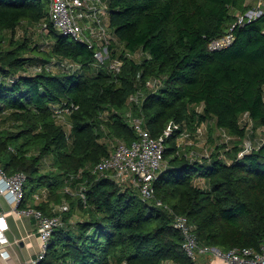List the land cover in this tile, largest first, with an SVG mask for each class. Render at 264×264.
Returning a JSON list of instances; mask_svg holds the SVG:
<instances>
[{
  "label": "trees",
  "instance_id": "16d2710c",
  "mask_svg": "<svg viewBox=\"0 0 264 264\" xmlns=\"http://www.w3.org/2000/svg\"><path fill=\"white\" fill-rule=\"evenodd\" d=\"M254 1L108 0L117 38L111 58L124 59L115 73L111 59L97 67L94 50L60 36L49 18V0H0V163L10 174L27 173L28 199L40 188L49 190L47 201L37 205L45 214H52L51 203L71 204L39 264H195L173 225L175 214L197 225L201 244L261 250L264 143L238 154L245 136L240 115L248 112L256 127H264V14L236 28L231 46L209 47ZM44 24L52 40L48 50L18 34L22 25ZM138 50L140 58L126 56ZM54 56L81 63V72L47 70ZM149 79L161 80L156 91L147 87ZM138 89L144 98L134 113L144 117L153 137L171 120L190 131L211 122L212 145L215 130L232 137L229 144L216 143L211 158L192 160L198 147H179L176 131L166 142V166L154 182V197L146 200L138 186H121L92 171L110 155L114 138H138L125 115ZM64 102L76 106L69 137L54 117L55 106ZM81 169L82 177L72 178ZM67 185H84L86 203L65 192ZM77 208L84 217L74 219Z\"/></svg>",
  "mask_w": 264,
  "mask_h": 264
},
{
  "label": "built area",
  "instance_id": "2783aa9c",
  "mask_svg": "<svg viewBox=\"0 0 264 264\" xmlns=\"http://www.w3.org/2000/svg\"><path fill=\"white\" fill-rule=\"evenodd\" d=\"M49 2V18L52 26L60 36L86 44L89 49L94 50L97 60L94 65L97 67L105 63L107 59H111L109 68L115 73L121 71L124 59L115 56L111 58V50H115L112 43L117 38L110 26L108 0H49ZM262 14H264V0H255L252 7L236 14L235 20L223 36L210 41V49L221 50L231 46L235 39V29L258 19ZM41 29H43V32L45 30L47 35L49 34L48 24H44ZM50 47L51 42L49 39L41 45L43 50H48ZM142 55L141 50L126 53V56L135 59L140 58ZM42 68L38 67L36 69L42 70ZM45 68L53 72L80 73L82 65L72 59L54 56L45 64ZM14 80V77L8 79L9 83H13ZM160 84L161 80L158 79L147 81V87L153 91H156ZM143 98V90L138 89L129 97L128 108L125 113L128 122L137 131L138 138L132 142H127L122 138H114L110 155L103 157L92 171L99 178L111 177L121 186L127 184L138 186L142 198L146 200L154 197V182L166 166V142L176 131H179L177 136L179 147L187 145L198 147V150L195 148L197 151L192 149L190 153L192 160H200L203 157L211 158L213 149L207 145L208 121L197 124L195 130L190 131L188 126H182L181 123L171 120L162 135L153 137L146 127L144 117L134 113L135 104H141ZM75 107L74 104L69 106L64 102L54 108L55 121L63 126L68 137L72 132L69 115ZM202 108L203 104L197 106L198 111ZM108 111L105 110L102 115L108 114ZM239 123L245 130V136L240 144L242 148L238 154V157H242L245 153L258 149L264 143V135H258L260 129L255 126V122L248 112L240 115ZM261 130H264V127H261ZM220 133V142L229 144L232 138L231 135L222 128ZM12 149L14 150V148ZM82 175L83 170L81 169L77 174H72V178L82 177ZM27 180L28 175L26 172L17 171L10 174L4 165L0 163V191L17 211L21 214L33 215L38 221L37 230L41 239L40 251L21 264H39L49 250L54 230L63 224L62 213L70 210L71 204L67 199H63L59 203H51L50 211L52 214H45L37 205L47 201L49 190L43 187L33 193L32 201H28ZM65 192L82 197L84 203H86L84 185H81L78 189H73L71 185H67ZM25 201H27V204L23 206ZM158 204L163 205L161 201ZM164 206L168 208L167 205ZM173 225L184 235L183 249L188 257L193 260H196L199 254L212 253L214 256L224 259L227 264H264V243L260 251L248 247H233L228 251H224L216 246L201 244L198 239L197 225L191 222L187 216L175 214ZM7 228V218L0 211V259H6L10 256L7 249L9 240L5 234Z\"/></svg>",
  "mask_w": 264,
  "mask_h": 264
},
{
  "label": "crops",
  "instance_id": "0c3cea01",
  "mask_svg": "<svg viewBox=\"0 0 264 264\" xmlns=\"http://www.w3.org/2000/svg\"><path fill=\"white\" fill-rule=\"evenodd\" d=\"M50 41L52 42V40ZM32 200L31 196L28 201ZM0 211L7 218L8 228L5 234L9 240L7 249L10 253L8 258L0 259V264H21L37 255L40 251L41 239L37 230L38 221L36 217L21 214L13 204L9 203L1 191ZM74 219H77L76 216H74ZM195 264H227V262L212 253H203L197 256Z\"/></svg>",
  "mask_w": 264,
  "mask_h": 264
},
{
  "label": "rangeland",
  "instance_id": "374dc122",
  "mask_svg": "<svg viewBox=\"0 0 264 264\" xmlns=\"http://www.w3.org/2000/svg\"><path fill=\"white\" fill-rule=\"evenodd\" d=\"M18 34H19V36L30 35V37L33 38V40H35L36 43H39L40 45H42L45 40H47V39L50 40V38L47 37V32L45 30L43 32V29L36 28V27H30V26L27 27L25 25L24 26L22 25L21 27H19ZM211 125L212 124L210 122L209 123V126H210L209 133L207 136V145H208V147H211V149H212V147L215 146L216 143L220 144L219 142H220L221 133H220V130H215V132H216L215 139L216 140H215V144L212 145L211 142L209 141L211 139L212 133H213L211 130ZM258 129H260L258 132V135L259 134L264 135V130H261V127H259ZM217 131L219 132L220 136H219ZM237 140H238V138L235 141H237ZM75 216H76V218H79V219L84 217L82 211H80L79 208H77V211L75 212Z\"/></svg>",
  "mask_w": 264,
  "mask_h": 264
}]
</instances>
